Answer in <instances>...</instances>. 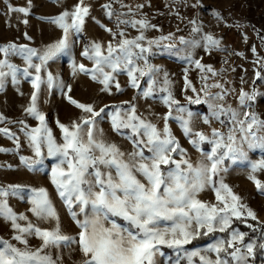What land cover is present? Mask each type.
Listing matches in <instances>:
<instances>
[{
  "label": "snow or ice",
  "instance_id": "obj_1",
  "mask_svg": "<svg viewBox=\"0 0 264 264\" xmlns=\"http://www.w3.org/2000/svg\"><path fill=\"white\" fill-rule=\"evenodd\" d=\"M104 7L108 9L109 18L116 16L118 28L120 24L133 28L139 26L140 35L129 39L124 31L106 29L113 37L122 39L115 45L109 41L106 48L95 41L87 45L81 55L92 61L94 66L88 68L73 59V75H90L93 81L102 85L100 91L108 94H111L113 85L117 91L123 92L116 79L119 73H126L133 88H139L140 78L149 76L151 83L143 95H152L157 82L154 76L161 70L148 62L147 54L151 53L152 44L158 41L148 40L147 47L143 42L146 40L144 30L155 25H151L146 18L121 20L111 4ZM137 7L142 8L143 5ZM12 10L25 14L29 11L24 7ZM89 14L90 6L84 5V0H79L72 10H65L54 17L51 22L64 30V38L39 54V64L32 62V57L38 55L36 49L14 43L0 46V53L5 56V59H0V90L9 74L13 80H16L18 72L32 78L34 91L25 111L39 122V126L29 128L23 121L20 123L28 145L38 159L21 157V160L29 168L42 164L45 155L56 160L50 169L49 179L78 228L75 235L64 231L47 188L20 184L0 186V219L7 222L13 232L11 239L0 237V264H65V255L71 264H155L157 254L163 255L161 246L175 251V264H180L182 259L186 264H250V258L255 256L257 249L264 250V223L225 182L223 173L227 172L224 167L226 159L248 160L245 145L264 151V119L244 110L251 108L249 102L256 92L241 90L239 107L233 108L226 103L229 89L222 84L207 83L209 74L217 75L213 67L203 65L199 60L193 61L196 68L204 73L201 76L204 86L200 91L205 99L201 101L199 95L195 100L192 97L187 99L190 103H206L209 115L203 116V122L211 124L214 119L224 129L212 128L211 133L206 134L194 130V114L174 97L167 73H164L166 87L160 89L167 93L162 100L169 108L161 117L164 120L162 128L139 115L136 107L127 101L121 105H104L99 110L92 103L79 102L68 95L71 85H65L61 80V91L70 104L81 110V115L70 124L56 120L61 134L58 140L45 114L37 106L41 86L45 83L53 86L56 78L48 73L47 81H44L41 72L49 60L68 52L69 30L81 32ZM215 15L220 17L218 12ZM191 23L195 24V21ZM193 31L199 33L201 29L196 27ZM202 40L209 51L226 50L220 48V40L211 34L203 35ZM180 42L193 47L201 44L200 40L186 41L183 37ZM11 54L24 55L28 66L19 69L10 63L7 57ZM258 63L264 69V60ZM29 69L34 70L35 75ZM255 75L264 80L261 71ZM185 80V91L191 89L196 92L191 81L187 77ZM212 88L221 91L213 93ZM125 104L129 106L124 107ZM174 105L176 112L185 113L187 118L183 115L173 117L171 109ZM106 109H110V112H106ZM107 115L111 117L112 130L131 142L130 152L126 153L106 137L100 122ZM170 118L179 121L189 142L201 151V159L197 163L193 164L187 150L173 135L168 124ZM6 119L0 114V123ZM0 133L10 139L15 138V133L8 128H0ZM204 143L212 146L210 151L201 149ZM0 151L9 150L0 148ZM257 173H264V156L249 161L248 176L264 194V181L258 178ZM205 191L214 194L215 202L200 198ZM25 195L30 204L28 211L35 221L24 213H17L8 203L9 197L24 199ZM116 218L124 223H118ZM248 218L256 221L260 227L259 243L251 238L246 241L248 233L232 228L234 219L246 223ZM42 224H50L51 227H42ZM247 227L253 232L257 231L256 225L248 223ZM217 232L226 233L227 236L215 239L205 248L188 250L185 247L201 235ZM32 237L40 241L39 246L30 244L29 238ZM53 249L56 250L55 255ZM74 253L79 254L78 261L72 260Z\"/></svg>",
  "mask_w": 264,
  "mask_h": 264
},
{
  "label": "rangeland",
  "instance_id": "obj_2",
  "mask_svg": "<svg viewBox=\"0 0 264 264\" xmlns=\"http://www.w3.org/2000/svg\"><path fill=\"white\" fill-rule=\"evenodd\" d=\"M78 2L79 0H0V46L14 43L18 46L26 45L28 48L36 49L38 55L32 57V62L39 64V54L49 45L64 38V30L52 23V19L65 10H72ZM108 4L112 5V10L120 16L121 20L146 18L151 25H155L154 28L144 30L146 40L143 42L147 47L148 40L158 41V43L152 44L151 53L147 54L148 62L161 70L154 76L157 82L153 86V93L150 96L143 95V91L151 83L149 76L140 78L139 88H133L126 73H119L116 75V79L123 88V92L117 91L113 85L111 94H108L100 91L102 85L93 81L90 75L83 73L73 75V59L77 63H84L88 68L94 66L92 61L81 55L87 45L95 41L101 42L106 48L109 41L115 45L118 40L122 39L119 36L113 37L106 29L110 28L113 32L124 31L129 39L140 35L139 26L133 28L130 25L120 24L118 28L116 16L109 18L107 15L108 9L104 5ZM84 5L90 6V14L86 17L83 30L79 33L69 30L70 47L68 52L49 60L41 72L44 81H47L48 73L56 78V83L53 86L49 87L46 83L41 86L37 106L45 114L58 140L61 134L56 120L59 119L62 123L70 124L81 115V110L68 102L59 87V81L62 80L65 85H71V92L68 95L79 102L92 103L99 110L104 105H121L122 102L127 101L136 107L139 115L162 128L164 120L161 117L169 111L162 100V97L167 93L160 90L166 87L164 73H167L168 80L171 82L170 90L174 97L180 101V105L194 114V130L206 134H210L212 128L224 130L220 123L214 119L211 124L203 122V116L209 115L206 103H190L187 99V97H192L195 100L197 95L201 101L205 99L204 93L200 91L204 86L201 80L204 73L196 68L193 63L196 60H199L203 65L213 67L217 75L209 74L207 83L222 84L224 88L229 89L226 103L233 108L239 107L238 96L241 90L255 91L254 99L249 102L251 108L244 110L254 112L264 119V80L255 75L257 71L264 73V69L258 63L259 60H264V0H84ZM138 5H143V7L138 8ZM22 7L29 9L27 14L12 10ZM129 7L132 9L131 12H129ZM217 12L220 13L219 18L215 15ZM191 21H195V24ZM196 27L201 29L199 33L193 31ZM205 34H211L219 39L220 48L226 50L212 49L209 51L202 40V36ZM163 37L171 38L162 39ZM181 37L186 41L200 40L201 44L198 47L182 44ZM170 45L172 46L170 47ZM0 59H5L3 53H0ZM7 59L19 69L28 66L24 55L11 54ZM29 71L35 75L34 70L29 69ZM185 77L197 89L196 92L191 89L185 91ZM31 79V77H25L22 72H18L16 80H13L9 74L4 79L3 89L0 90V114L7 118L3 123H0V128H8L10 132L15 133L13 139L0 133V148L9 150L0 151V186L20 184L47 188L61 217L64 231L75 235L78 228L49 179L50 169L56 160L45 155L43 163L37 164L33 168L27 167L21 160V157L38 159L35 157L33 149L29 147L25 132L22 130L23 125L20 123L23 121L29 128L39 126V122L25 111L34 91ZM219 91H221L219 88L211 89L213 93ZM123 106L128 107L129 105ZM175 109L174 105L171 109L173 117L183 115L187 118L185 113H177ZM106 112H110V109H106ZM110 121L111 117L107 115L100 122V127L104 129L106 137L117 143L126 153L130 152L132 150L131 142L113 131ZM168 124L181 146L187 150V155L193 164L197 163L201 159V151L194 148L189 142L179 121L170 118ZM200 147L204 152H208L212 146L204 143ZM244 147L248 160L226 159L224 167L227 168V172L223 173V177L234 192L242 197L243 203H246L257 213L259 221L264 223V194L248 178L249 161L260 159L264 156V151L259 148L250 149L247 145ZM257 176L261 181H264V173H257ZM200 198L215 202L214 194L209 191L201 193ZM8 203L14 211L24 213L35 221V217L28 211L30 204L26 195L24 199L9 197ZM116 219L118 223H124L119 218ZM248 223L256 225L257 231L253 232L249 229ZM41 226L51 227L50 224ZM232 228L248 233V236L245 237L246 241L251 238L257 243L261 242L260 227L251 218H248L246 223L234 219ZM12 234L9 224L0 219V237L11 239ZM226 236V233L220 232L208 236L201 235L185 247L188 250L205 248L215 239ZM29 241L32 246L40 244V241L34 237L29 238ZM13 243L16 242L13 241ZM163 248L168 250L164 251ZM52 251L55 255L56 250ZM161 252L163 255L157 254L154 258L155 264H175L177 257L173 249L161 246ZM79 259L78 253L72 255V260L78 261ZM65 264H71L67 255H65ZM180 264H186V262L182 259ZM250 264H264V250L257 249L255 256L250 258Z\"/></svg>",
  "mask_w": 264,
  "mask_h": 264
},
{
  "label": "trees",
  "instance_id": "obj_3",
  "mask_svg": "<svg viewBox=\"0 0 264 264\" xmlns=\"http://www.w3.org/2000/svg\"><path fill=\"white\" fill-rule=\"evenodd\" d=\"M164 249V251H167L168 249H166V248H163Z\"/></svg>",
  "mask_w": 264,
  "mask_h": 264
}]
</instances>
